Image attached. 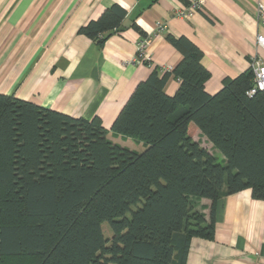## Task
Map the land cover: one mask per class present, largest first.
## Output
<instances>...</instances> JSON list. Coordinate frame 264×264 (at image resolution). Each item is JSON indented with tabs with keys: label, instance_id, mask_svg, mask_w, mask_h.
Wrapping results in <instances>:
<instances>
[{
	"label": "trees",
	"instance_id": "trees-1",
	"mask_svg": "<svg viewBox=\"0 0 264 264\" xmlns=\"http://www.w3.org/2000/svg\"><path fill=\"white\" fill-rule=\"evenodd\" d=\"M127 10L115 3L80 27L103 45ZM179 65L140 82L112 130L0 93V264H186L193 237L211 239L196 199L252 189L264 199V90L249 68L211 94L203 51L172 37ZM174 74L175 94L164 88ZM200 130L222 155L194 139ZM112 237L107 239L103 223Z\"/></svg>",
	"mask_w": 264,
	"mask_h": 264
},
{
	"label": "crops",
	"instance_id": "crops-1",
	"mask_svg": "<svg viewBox=\"0 0 264 264\" xmlns=\"http://www.w3.org/2000/svg\"><path fill=\"white\" fill-rule=\"evenodd\" d=\"M192 2L0 0V93L74 117H98L113 142L141 152L143 142L114 132L112 126L140 82L154 70L163 72L182 61L172 37L185 36L203 51L202 62L210 72L206 90L211 94L256 59L264 62L257 40L259 33L264 35L258 8L264 0H204L191 17L175 15ZM115 3L127 15L103 45L79 33ZM159 21L168 28L148 48L151 64L132 63L139 42ZM179 86L172 74L164 90L173 95ZM194 139L215 152L200 130ZM196 208L207 220L213 211L214 233L211 239H191L186 264H264V199L254 197L252 189L227 193L216 202L198 198Z\"/></svg>",
	"mask_w": 264,
	"mask_h": 264
},
{
	"label": "built area",
	"instance_id": "built-area-1",
	"mask_svg": "<svg viewBox=\"0 0 264 264\" xmlns=\"http://www.w3.org/2000/svg\"><path fill=\"white\" fill-rule=\"evenodd\" d=\"M204 6V0H193L192 4L188 8L177 9L175 15L180 18H189L195 11L201 10ZM259 18L264 25V4L259 2ZM167 24L163 21H159L156 25L155 31L147 36L145 39L141 40L138 45V53L135 57L132 58V63H146L151 64L152 60L148 48L154 40L155 36L159 35L162 32L167 30ZM258 44L261 48L264 49V35L259 33L257 36ZM252 68L255 74L254 86L248 91V94L252 96L258 90H264V62L261 59H256ZM172 67L166 66L164 70H171Z\"/></svg>",
	"mask_w": 264,
	"mask_h": 264
},
{
	"label": "rangeland",
	"instance_id": "rangeland-1",
	"mask_svg": "<svg viewBox=\"0 0 264 264\" xmlns=\"http://www.w3.org/2000/svg\"><path fill=\"white\" fill-rule=\"evenodd\" d=\"M215 154L217 156L218 161L223 162L222 155L219 152H215ZM103 230H104V234L107 237V239H110L112 237V230L107 222L103 223Z\"/></svg>",
	"mask_w": 264,
	"mask_h": 264
}]
</instances>
